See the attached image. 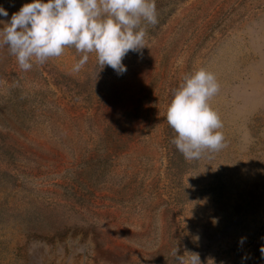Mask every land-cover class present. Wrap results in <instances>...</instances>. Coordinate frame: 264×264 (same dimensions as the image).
<instances>
[{"label":"rangeland","instance_id":"rangeland-1","mask_svg":"<svg viewBox=\"0 0 264 264\" xmlns=\"http://www.w3.org/2000/svg\"><path fill=\"white\" fill-rule=\"evenodd\" d=\"M155 3L122 75L95 53L74 72L71 47L23 71L0 46V264H264V0ZM200 68L226 146L186 160L166 112Z\"/></svg>","mask_w":264,"mask_h":264},{"label":"clouds","instance_id":"clouds-1","mask_svg":"<svg viewBox=\"0 0 264 264\" xmlns=\"http://www.w3.org/2000/svg\"><path fill=\"white\" fill-rule=\"evenodd\" d=\"M0 6V17H8ZM155 0H31L9 21L0 20V46H7L23 71L59 57L66 48L81 53L73 71L79 72L95 53L100 68L126 72L124 57L146 47V25H156ZM220 91L216 75L200 68L186 74L173 91L166 120L177 134L172 140L186 160L226 146L218 113L209 101ZM245 238H241V243ZM264 254V247H261ZM187 259L174 252L177 264H201L198 253Z\"/></svg>","mask_w":264,"mask_h":264}]
</instances>
